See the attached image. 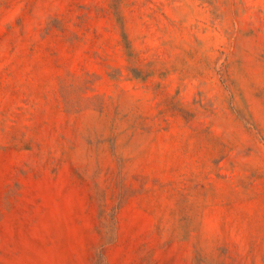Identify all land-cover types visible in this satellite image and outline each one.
I'll return each instance as SVG.
<instances>
[{"label": "rangeland", "instance_id": "1", "mask_svg": "<svg viewBox=\"0 0 264 264\" xmlns=\"http://www.w3.org/2000/svg\"><path fill=\"white\" fill-rule=\"evenodd\" d=\"M0 264H264V0H0Z\"/></svg>", "mask_w": 264, "mask_h": 264}]
</instances>
